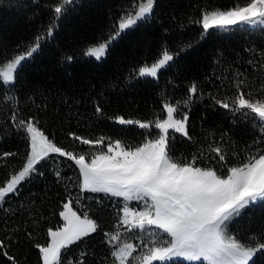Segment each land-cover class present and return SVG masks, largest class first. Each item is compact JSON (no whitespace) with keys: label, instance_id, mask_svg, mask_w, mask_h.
I'll return each instance as SVG.
<instances>
[{"label":"trees","instance_id":"obj_1","mask_svg":"<svg viewBox=\"0 0 264 264\" xmlns=\"http://www.w3.org/2000/svg\"><path fill=\"white\" fill-rule=\"evenodd\" d=\"M244 2L156 0L151 18L124 33L97 61L83 55L84 51L108 39L113 24L125 11L132 10L133 0H76L56 21L53 36L42 40L40 49L19 69L8 95L15 97L20 118L35 117L50 139L76 153L94 149L73 140L69 133L90 139L103 135L136 144L143 139V130L119 125L115 117L154 120L162 114L165 100L180 101L181 110L189 113L193 139L188 141L176 134L173 155L190 157L202 149L207 159L214 155L208 145L219 142L228 153V164L237 163L257 147L264 148V144H254L259 130L252 127L251 121L240 119L239 114L233 117L215 105L209 94L228 93L236 73H243L239 78L247 77L256 86L264 82L260 72L264 29L238 25L228 31L210 30V35L200 39L199 25L190 23L189 18H199L201 6L228 8ZM53 3L54 0H0V61L25 51L35 37L47 30L52 22L49 5ZM187 45L191 47L180 51ZM165 46L179 53L170 66L161 69L156 78L138 77L139 67L153 63ZM67 56L73 60L68 62ZM192 82L199 86V93L184 109L183 101L188 98ZM3 91L0 84V94ZM97 106L101 113L96 112ZM11 114L12 105L0 102V157L5 152L17 154L0 159V184L26 162L25 133L16 128ZM36 169L21 183L18 192L9 194L0 205V240L8 245L9 254L20 264H42L34 245L47 243V229L63 223L59 212L63 203L71 200L81 213L95 219L99 228L62 250V264H76L82 258L84 264H112V245L105 233L123 228L118 222L120 198L81 193L78 168L67 158L53 154L40 161ZM228 228L241 238L259 236L264 232V202L246 207L228 223ZM81 253L85 255L81 257ZM254 261L264 264V256L257 254ZM0 264L11 262L0 255ZM180 264L187 262L180 260Z\"/></svg>","mask_w":264,"mask_h":264},{"label":"snow or ice","instance_id":"obj_2","mask_svg":"<svg viewBox=\"0 0 264 264\" xmlns=\"http://www.w3.org/2000/svg\"><path fill=\"white\" fill-rule=\"evenodd\" d=\"M75 2L54 0L49 5L52 22L47 30L35 37L25 51L0 61V84L4 88L0 102L12 105L11 120L25 133L27 142L26 162L0 184V205L6 202L9 194L18 192L21 183L37 171L40 161L54 154L67 158L78 168L81 193H103L123 199L118 222L128 233H135L140 243L122 242L119 232L105 233L109 238L107 242L112 245V264H180V259L187 264H255L257 254L264 256V232L241 238L228 230V223L246 207L264 202V148L257 147L255 152H249L231 165L227 162L228 153L219 142L208 145L209 152L214 155L207 159L202 149L190 157L173 155L172 141L176 134L188 141L193 139L189 132V113L181 110L180 101L165 100L162 114L154 120L115 117L119 125L143 130V139L136 144L103 135L90 139L69 133L73 140L94 149L90 153L67 150L45 134L35 117H19L16 99L8 95L7 90L14 87L19 69L40 49L42 40L53 36L56 21ZM155 5L156 0H133L132 10L125 11L113 24L114 30L108 39L87 47L83 55L101 60L114 41L151 18ZM199 12V18H189V22L199 25L200 39L210 35V30L228 31L237 25L264 29V0H245L242 5L236 3L228 8L208 4L201 6ZM187 47L191 45L181 47L180 51ZM178 54L163 47L150 66L139 67L137 76L156 78ZM65 59L71 62L73 57ZM248 63L253 64V61ZM260 72L264 77V61L260 64ZM243 75L235 74L228 85L229 92L223 96L209 95L215 105L233 117L239 114L240 119L251 121L252 127L258 128L260 133L254 144L261 145L264 144V82L256 86L247 77L239 78ZM188 93L183 101L184 109L189 108L193 97L199 93L196 82L189 85ZM96 112L101 113L102 109L97 106ZM14 155L17 154L5 152L0 159ZM56 175L60 177L59 171ZM133 201L137 202L136 207L130 206ZM59 217L63 223L47 229V243L34 245L42 264H62V250L99 228L97 221L87 213L81 215L74 210L71 200L63 203ZM31 236L28 233V237ZM7 248L8 245L0 240V255L11 264H20ZM137 249L140 252L134 255ZM84 255L81 253V257ZM76 264H84L83 258Z\"/></svg>","mask_w":264,"mask_h":264},{"label":"rangeland","instance_id":"obj_3","mask_svg":"<svg viewBox=\"0 0 264 264\" xmlns=\"http://www.w3.org/2000/svg\"><path fill=\"white\" fill-rule=\"evenodd\" d=\"M238 26V25H237ZM248 26V25H247ZM250 27H252V26H250ZM94 58V57H93ZM149 66L151 65V64H148ZM152 78V77H151ZM166 115V114H165ZM171 131V130H170ZM103 194V193H102ZM114 198H117V197H114ZM120 200H121V208H122V206H123V199L122 198H120ZM68 202V201H67ZM130 206L131 207H136L137 206V202H135V201H133V202H131L130 203ZM74 207V210H76L79 214H81V215H83V213H81L75 206H73ZM228 230H229V228H228ZM117 232H119L120 233V235H121V241L123 242V241H127V242H130V243H133V244H139L140 243V239L139 238H137V236H136V234L135 233H128L127 231H126V229H125V227H123V228H121V229H119V230H116V231H114V232H112L111 234H116ZM139 252H140V249H137V253L136 254H134V255H138L139 254ZM179 259V258H178ZM180 260H182V259H180Z\"/></svg>","mask_w":264,"mask_h":264}]
</instances>
